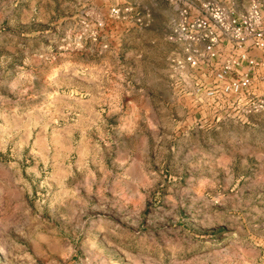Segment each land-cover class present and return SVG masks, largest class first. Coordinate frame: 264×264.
Segmentation results:
<instances>
[{
	"label": "rangeland",
	"instance_id": "374dc122",
	"mask_svg": "<svg viewBox=\"0 0 264 264\" xmlns=\"http://www.w3.org/2000/svg\"><path fill=\"white\" fill-rule=\"evenodd\" d=\"M254 1L0 0V264H259L264 114L220 97L236 56L166 40Z\"/></svg>",
	"mask_w": 264,
	"mask_h": 264
},
{
	"label": "built area",
	"instance_id": "2783aa9c",
	"mask_svg": "<svg viewBox=\"0 0 264 264\" xmlns=\"http://www.w3.org/2000/svg\"><path fill=\"white\" fill-rule=\"evenodd\" d=\"M199 9L198 15H191L187 8L180 9L177 21L166 32V40L184 51L181 60L171 59L174 70L185 65L195 67L201 46L211 57L215 56V47L223 41L234 50L246 47L264 53V0L254 1L249 11L241 16H234L212 3H204ZM119 12L117 5L110 10L112 16ZM258 69H264V59L243 54L225 61L222 71L213 77L220 97L231 103V109L237 115L264 114V97L250 92ZM259 80L264 83V75L259 76ZM215 92L209 90L207 96L213 98ZM259 264H264V257Z\"/></svg>",
	"mask_w": 264,
	"mask_h": 264
},
{
	"label": "crops",
	"instance_id": "0c3cea01",
	"mask_svg": "<svg viewBox=\"0 0 264 264\" xmlns=\"http://www.w3.org/2000/svg\"><path fill=\"white\" fill-rule=\"evenodd\" d=\"M175 45V44H173ZM215 48H218V51L221 52V54H219L220 57L222 58H228L229 56H240L243 54H246L249 57H256L258 56V52L248 49L246 47H243L240 50H234L232 49L231 45L228 42H222L221 44L217 45ZM205 49V48H204ZM223 49H225V51H223ZM175 57V56H174Z\"/></svg>",
	"mask_w": 264,
	"mask_h": 264
}]
</instances>
